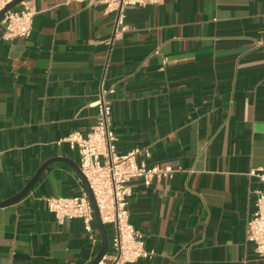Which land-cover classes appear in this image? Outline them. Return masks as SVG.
I'll return each instance as SVG.
<instances>
[{"label":"crops","instance_id":"crops-1","mask_svg":"<svg viewBox=\"0 0 264 264\" xmlns=\"http://www.w3.org/2000/svg\"><path fill=\"white\" fill-rule=\"evenodd\" d=\"M28 4L29 38L4 40L0 25V202L51 159L79 166L60 141L91 131L102 96L116 155L148 151L138 164L171 171L128 183L129 223L154 254L131 264H264L245 240L264 186L250 176L264 175V0H161L122 24L103 4ZM83 190L56 162L0 208V264H89L95 222L59 223L43 202Z\"/></svg>","mask_w":264,"mask_h":264},{"label":"built area","instance_id":"built-area-1","mask_svg":"<svg viewBox=\"0 0 264 264\" xmlns=\"http://www.w3.org/2000/svg\"><path fill=\"white\" fill-rule=\"evenodd\" d=\"M15 0H0V12ZM68 2H90L106 5L117 13V24H122L123 12L129 7L157 5L161 0H67ZM34 12L28 0L15 9L7 11L0 19L3 26L2 38L13 40L27 39L31 35ZM98 109L97 122L91 131L82 136L70 134L60 141L79 155V169L85 177L96 203L101 223L110 227L112 253L98 264H131L140 259H151L153 252L144 249L142 236L129 223L128 199L132 192L128 183L142 179L149 184L154 178L165 177L170 169L146 168L138 164L137 156H149L148 151L133 150L118 156L115 153V136L110 130L111 106L101 98L92 104ZM264 185V175L251 172ZM47 210L59 223L69 219L81 220L85 230L91 234L94 214L86 192L74 198H43ZM245 240L253 244L255 252L264 258V186L256 191L255 211L245 224ZM109 247V246H108Z\"/></svg>","mask_w":264,"mask_h":264},{"label":"water","instance_id":"water-1","mask_svg":"<svg viewBox=\"0 0 264 264\" xmlns=\"http://www.w3.org/2000/svg\"><path fill=\"white\" fill-rule=\"evenodd\" d=\"M25 1H27V0H15L14 2H12L2 12H0V19L2 18V16L7 11L15 9L20 3L25 2ZM56 162H62V163L67 164L74 171V173L78 177L81 185L83 186V189L85 190V192L88 196V199L90 201V204H91V207L93 210V214H94V222L98 228V231H99L100 237H101L100 251L98 252L96 257L89 264H98L103 259V257L106 255L107 249H108V239H107L106 229H105L104 225L101 223L99 212H98V209L96 207V203H95L92 191H91L85 177L82 175L79 167L75 163H73L67 159H63V158H55V159H51V160L45 162L37 170V172L30 179V181L25 185V187L23 188V190L21 192H19L18 194H16L15 196H13L12 198H10L8 200L0 202V208L11 206V205L21 201L22 199H24L33 190V188L36 186V184L38 183V181H39L41 175L43 174V172L45 171V169L47 167H49L51 164L56 163Z\"/></svg>","mask_w":264,"mask_h":264},{"label":"rangeland","instance_id":"rangeland-1","mask_svg":"<svg viewBox=\"0 0 264 264\" xmlns=\"http://www.w3.org/2000/svg\"><path fill=\"white\" fill-rule=\"evenodd\" d=\"M110 230H111L110 227H106V231H107V233L109 235V240H108V244H109V254L112 253V249H111V239H110L111 232H110Z\"/></svg>","mask_w":264,"mask_h":264}]
</instances>
